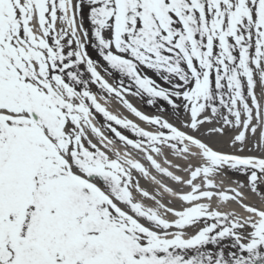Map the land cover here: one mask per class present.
Listing matches in <instances>:
<instances>
[{"label":"snow or ice","instance_id":"obj_1","mask_svg":"<svg viewBox=\"0 0 264 264\" xmlns=\"http://www.w3.org/2000/svg\"><path fill=\"white\" fill-rule=\"evenodd\" d=\"M114 74L117 87L105 79ZM92 85L155 131L110 112ZM125 93L165 101L180 126L145 115ZM93 109L130 129L138 139L107 125L189 189L151 177L179 207L134 181L133 170H148L111 148ZM204 125L208 135L231 133L235 150L192 134ZM233 171L247 183L213 191L215 177ZM260 185L264 0H0V264H264V206L239 191L264 200ZM229 200L247 215L221 210Z\"/></svg>","mask_w":264,"mask_h":264},{"label":"bare ground","instance_id":"obj_2","mask_svg":"<svg viewBox=\"0 0 264 264\" xmlns=\"http://www.w3.org/2000/svg\"><path fill=\"white\" fill-rule=\"evenodd\" d=\"M101 74L103 75V73H101ZM105 79H107V78L105 77ZM107 80L109 81V83H111L113 85V87H117L118 86L112 80H109V79H107ZM96 86H98V85H96ZM98 94H101V95L104 94V95H106V97L109 100H114L113 106H111V108L109 109V111L112 112L113 114L119 116L120 118L130 119L134 123L140 125L141 127L146 128L148 130H152V131L154 130L152 128V126H150L147 122L140 120L139 117L135 116L129 109H127L121 103L119 98L115 97L114 95L106 94L102 90H100ZM125 98L128 99L132 103V101L128 97L127 93H125ZM145 115H148V114H145ZM149 116H151V115H149ZM93 123L96 126V122L94 121V119H93ZM177 123L178 124H176V125L180 126L181 122L178 121ZM89 136L93 139V142H97L98 141L96 136L94 134H92L91 132H89ZM209 144H211V143H209ZM212 146H214V145H212ZM111 148L116 149V150L120 151L121 153H124L117 145L116 146L113 145V147H111ZM131 149L133 151H136V153L140 154L144 159L147 160L146 156H144V154L142 152H140V151H138V150H136L134 148H131ZM111 154L112 153L109 152V155H111ZM166 155H167V158L169 160H171L173 163H181V164L184 163L180 158H178L176 156H173L167 150H166ZM147 162L150 163L148 160H147ZM162 164H164V163H162ZM162 166L169 167L168 164H164ZM170 170L176 172V174H178V175H183L185 177L187 175L186 173H183V172L178 173L177 169H175V168H170ZM155 171L158 172L157 170H155ZM148 172H149V170H148ZM227 174H228V172H225V174H222V175H219V176L215 177V180H216L217 184L219 185V188L218 189H213V191H227V190L231 189V188L227 187L228 184H230V183L226 182V180L223 179V177L226 176ZM132 175L134 176V181H139L140 187L145 189V190H147V191H149L152 195H157V193L159 192L160 195H157V199H160L162 203H165L169 207H179L180 206L181 202L178 199H176L175 197H172L168 193L164 192L162 187L160 185H158L155 181L152 180L150 173H149V177H148V176H144L138 170H133L132 171ZM158 175L163 180V182H161V184L167 185V186L172 187L173 189H176V190H183V191H188L189 190L186 186L178 184L177 182L171 180V178L165 176L164 174H162L160 172H158ZM156 180L160 181V179H156ZM242 183L246 184L247 183V178L243 179ZM260 188L262 190H264V185H260ZM242 192L244 193V191H242ZM229 194L231 195L232 193H229ZM245 194H246V197H244L243 203L252 204V205H255V206H264V200H262L261 197L257 196L255 193L245 192ZM134 195H136L137 199L142 200V202L146 206L155 207V202L154 201H152V200H150L148 198L141 197L139 192H136L135 190H134ZM212 202L215 205L217 203V198L214 197ZM220 208L223 211L236 212V213H238L241 216L247 215V213L241 207V203L238 200H229L227 202H222V203H220ZM169 218H171V217H169ZM188 231L192 232V231H194V229H189Z\"/></svg>","mask_w":264,"mask_h":264},{"label":"rangeland","instance_id":"obj_3","mask_svg":"<svg viewBox=\"0 0 264 264\" xmlns=\"http://www.w3.org/2000/svg\"><path fill=\"white\" fill-rule=\"evenodd\" d=\"M90 54L93 56L94 59H98L99 60V57H98L97 53L94 50L90 49ZM103 75H104V73H103ZM105 77H107L109 79H112L114 82H116V84H118L117 83L118 74H114L111 77L105 75ZM125 84H127V80L126 79H125ZM91 89L100 90L99 86H96V85H92ZM128 97L130 98V100L132 101V104L136 108H138V109L142 108V109L147 110L149 113H152V114L155 113L157 115H163L165 118H167L169 120L172 119L173 121H177L178 122V120H175L172 117L170 106H168L165 101H162V100L158 99L154 105H148L146 103V99H147L146 96L145 97H139V96L128 94ZM161 108H167L168 110L165 111V112H161L160 111ZM96 116H97L98 120L100 121L102 128L105 131L109 132L111 135L115 136L114 133H112L110 131V129L107 127V125L109 123H111L113 127L117 128L118 131H121L124 135L128 136L129 139H138V137H136L135 134L132 133L130 129H124L121 125H116L115 122L107 121L103 117V115L100 114V113H97ZM208 127H210V125H204V126H202L200 128L199 132H193L192 134L198 136L200 139L204 140L207 143H211L212 145H214L213 147L219 148V149H221L223 151L231 152V151L235 150L234 147L229 142V136L231 135V133H229L227 136H224V137H220L219 135H208L207 134ZM182 130L190 131L189 129H182ZM115 138H117L119 140L118 137H115ZM244 154H249V153L245 152ZM252 154L259 155V152H254ZM177 172L180 173L179 171H177ZM224 178L226 180H228V182H237V181L242 182V180L247 178V177L245 175H243V174L236 173V172L233 171V172H228V174ZM241 190L244 191V193ZM240 191L242 192L243 197H246L245 192L252 193L250 188L249 189L248 188L240 189ZM225 243H229V242L225 241Z\"/></svg>","mask_w":264,"mask_h":264}]
</instances>
